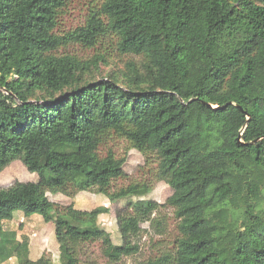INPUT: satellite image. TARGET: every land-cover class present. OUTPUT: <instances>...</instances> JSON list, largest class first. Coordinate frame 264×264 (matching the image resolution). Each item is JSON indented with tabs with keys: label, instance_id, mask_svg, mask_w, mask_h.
Segmentation results:
<instances>
[{
	"label": "trees",
	"instance_id": "1",
	"mask_svg": "<svg viewBox=\"0 0 264 264\" xmlns=\"http://www.w3.org/2000/svg\"><path fill=\"white\" fill-rule=\"evenodd\" d=\"M69 1L0 0V174L20 160L39 176L34 189L0 187V264H54L4 228L16 210L54 223L61 264H79L89 242L114 262L137 254L131 219L161 228L164 205L138 193L152 183L113 189L138 140L153 179L176 192L167 204L180 232L173 251L144 264H264V0H103L59 35ZM107 38L140 65L97 79L107 52L58 54ZM114 135L129 142L122 156L101 153ZM47 190L140 198L118 211L115 244L94 211L71 221Z\"/></svg>",
	"mask_w": 264,
	"mask_h": 264
},
{
	"label": "rangeland",
	"instance_id": "2",
	"mask_svg": "<svg viewBox=\"0 0 264 264\" xmlns=\"http://www.w3.org/2000/svg\"><path fill=\"white\" fill-rule=\"evenodd\" d=\"M102 1L70 0L60 13L56 33L63 35L84 25L88 15L97 9ZM112 39L114 40V38ZM112 39L107 38L94 47L79 43L63 45L58 50V54H72L87 60L92 59L96 54L107 52L109 64L101 63L99 71L92 73V78L108 77L113 72L123 77L124 72L128 69V63L131 61L140 65L141 57L118 54L114 51L113 46H110ZM128 145L129 142L126 139L114 135L106 144L102 145L101 153L106 154L108 149H113L118 156H122ZM145 148V140L134 142L124 166L126 175L113 182V189L127 187L134 182L152 183L153 188L150 192L139 190L138 193L145 199L151 198L164 204L158 213L160 214L159 219L163 222L161 228L157 224L154 228L149 222H138L131 219V225L138 234L135 241L140 245V251L137 254L123 257L120 261L114 262L103 254L100 242H89L81 249L79 264H144L167 251L174 250L176 239L180 236L179 220L176 218L173 208L167 204V200L174 197L176 192L167 182L153 179L150 169L155 167L156 163L149 162ZM17 180L24 182L29 189H34L38 184L39 176L30 172L22 161L17 160L1 172L0 187H8ZM47 194L55 203L70 207L68 214L71 221H76L86 211H94L97 214L99 225L111 233L115 244L122 242L117 223L118 211L124 209L129 200L140 198L139 195H135L112 202L106 195L91 191H81L74 197L54 193L51 190H47ZM262 206L264 207V195ZM4 228L16 232L20 241L29 240V257L31 259L36 257L38 259L45 254L52 258L54 264H61L60 246L55 236L53 222H46L38 214L27 217L22 210H16L13 219L4 222ZM5 264H18V260L14 257Z\"/></svg>",
	"mask_w": 264,
	"mask_h": 264
},
{
	"label": "crops",
	"instance_id": "3",
	"mask_svg": "<svg viewBox=\"0 0 264 264\" xmlns=\"http://www.w3.org/2000/svg\"><path fill=\"white\" fill-rule=\"evenodd\" d=\"M13 258H14V257H12L11 259H13ZM36 258H37V257H36ZM36 258H35V259H36ZM11 259H9V260H11ZM6 262H7V261H6ZM6 262H5V263H6ZM5 263H4V264H5Z\"/></svg>",
	"mask_w": 264,
	"mask_h": 264
},
{
	"label": "water",
	"instance_id": "4",
	"mask_svg": "<svg viewBox=\"0 0 264 264\" xmlns=\"http://www.w3.org/2000/svg\"><path fill=\"white\" fill-rule=\"evenodd\" d=\"M241 140V139H240Z\"/></svg>",
	"mask_w": 264,
	"mask_h": 264
}]
</instances>
